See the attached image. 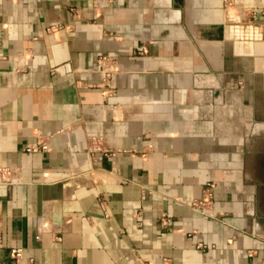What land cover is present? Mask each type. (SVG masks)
Here are the masks:
<instances>
[{
  "label": "crops",
  "instance_id": "1",
  "mask_svg": "<svg viewBox=\"0 0 264 264\" xmlns=\"http://www.w3.org/2000/svg\"><path fill=\"white\" fill-rule=\"evenodd\" d=\"M0 168L1 264H264V0H0Z\"/></svg>",
  "mask_w": 264,
  "mask_h": 264
},
{
  "label": "built area",
  "instance_id": "2",
  "mask_svg": "<svg viewBox=\"0 0 264 264\" xmlns=\"http://www.w3.org/2000/svg\"><path fill=\"white\" fill-rule=\"evenodd\" d=\"M96 69L100 73L103 78L109 77L115 71V59L106 53H100L96 56ZM40 145L41 148H45V144H36L31 146V148H36ZM10 169L8 168H0V180L5 183H10L12 178L10 177ZM211 196V183H206L203 189V195L199 203L204 202V200H209ZM195 202H188L190 206H194ZM160 224L166 223V218L161 216L159 218ZM11 253L15 260H18L22 254V250L19 247L11 248ZM1 264V263H0Z\"/></svg>",
  "mask_w": 264,
  "mask_h": 264
}]
</instances>
